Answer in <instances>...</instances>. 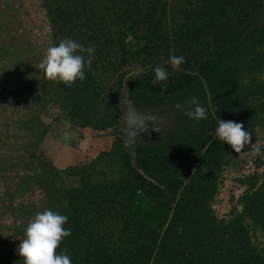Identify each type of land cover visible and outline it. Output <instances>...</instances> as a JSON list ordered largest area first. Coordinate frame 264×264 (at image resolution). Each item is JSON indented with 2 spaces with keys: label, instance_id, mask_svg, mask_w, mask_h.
<instances>
[{
  "label": "trees",
  "instance_id": "obj_1",
  "mask_svg": "<svg viewBox=\"0 0 264 264\" xmlns=\"http://www.w3.org/2000/svg\"><path fill=\"white\" fill-rule=\"evenodd\" d=\"M38 2L49 47L68 38L95 51L86 79L67 87L33 66L21 36L0 37V95L18 109L10 122L17 133L0 132V144L22 140L20 150L14 142L0 145V216L6 210L20 221L10 237L21 231L23 239L27 221L52 210L68 217L71 235L57 254L66 252L72 264H264L261 162L234 179L242 191L225 217L212 208L236 154L215 136L219 121L243 123L252 143L264 132V0ZM172 56L185 58L179 71L169 64ZM158 66L168 79L153 84ZM125 79L141 112L160 109L179 120L160 140H135L136 167L120 141ZM193 98L207 119L184 115ZM51 106L58 113L46 123L42 114ZM54 122H65L71 134L58 143L87 129L108 131L111 145L89 161L58 168L40 151ZM51 143L48 153L57 142ZM35 191L38 208L23 200ZM1 230L0 264H20L22 239L10 242Z\"/></svg>",
  "mask_w": 264,
  "mask_h": 264
},
{
  "label": "rangeland",
  "instance_id": "obj_2",
  "mask_svg": "<svg viewBox=\"0 0 264 264\" xmlns=\"http://www.w3.org/2000/svg\"><path fill=\"white\" fill-rule=\"evenodd\" d=\"M9 34L21 36L20 40L27 46L26 49H23L24 53L35 60L33 66L37 68L44 57L46 50L49 48L48 26L46 24L44 14L39 6L38 0H0V37L3 38ZM30 96L33 97V94H30ZM19 106L24 109L25 104L23 100L22 105ZM16 108L17 107L12 100L2 96V94L0 95V132H2V134L6 132L9 136L13 133H17L15 126L10 123L12 121L11 118H14L16 113H18V109ZM57 113L58 111L56 107L51 106L47 108L42 114L43 120L46 123H49L52 117H54ZM146 113H149L151 116H153L155 121L148 130L150 132L144 136L147 137L150 142H155L161 138L167 123H165L161 117L156 116L154 111H147ZM4 117L6 118L5 120H3ZM5 123L6 125H4ZM62 123L67 126L65 122ZM58 124V122H54L51 124V126ZM51 126L49 129L50 134L48 133L49 137L52 134ZM79 134L81 137L79 138L80 141L77 143V140L73 138L70 139L69 142L65 140L66 143L63 142L58 144V146H60L59 160L58 157H56L55 162H58L59 165L62 164L60 166L61 168H64L63 166L91 160L99 152L108 150L112 142V136L108 134V131L97 134L94 131L85 129L78 131V135ZM0 138H4V136L1 135ZM13 142V149L20 150L22 140H15V138L12 137L8 139L5 146L9 147L13 144ZM46 143L47 141L45 139L40 147L41 152L45 151L43 147H47ZM254 144L260 145L262 153L261 155L257 157H252L249 155L252 145H248L243 152L233 155L231 159V165L223 170L218 193L212 204V208L218 217H225L227 215L234 199L242 191V187L238 186V184L234 182L235 178L242 174L245 175L253 171L255 165L259 164V162H261V165L259 164L257 172L264 174V132H261L260 135H257V140L254 142ZM0 145L2 147V143ZM48 145H50L49 142ZM4 148L2 147V149ZM57 150L58 149L55 150V153ZM44 156L48 159L54 158L52 153L48 152H45ZM9 176L11 177L12 173H10ZM3 187L4 184L0 180V195L3 191ZM40 196V193L35 191L31 194V197H23V200L30 199V201L34 203V207L38 208L41 205ZM231 197L233 198L232 200H230ZM1 212L3 213L2 216H0V226L3 228L1 232L9 236L10 242L22 239L21 231L19 234H17V236L13 238L10 237L13 234L12 228L19 226L20 221L14 220L6 210ZM33 218H30L27 223H29ZM257 241L262 243V238L257 237Z\"/></svg>",
  "mask_w": 264,
  "mask_h": 264
},
{
  "label": "clouds",
  "instance_id": "obj_3",
  "mask_svg": "<svg viewBox=\"0 0 264 264\" xmlns=\"http://www.w3.org/2000/svg\"><path fill=\"white\" fill-rule=\"evenodd\" d=\"M94 51L92 47H85L75 40L65 38L46 50L38 68L45 79L70 87L77 80L83 82L86 79L85 68L91 67ZM83 53L88 54L87 60ZM185 62L183 56L169 58V64L175 71H179ZM154 76L153 84H161L168 79V72L158 66L154 70ZM189 105L193 107L184 112L189 120L207 119L206 109L196 98L191 99ZM175 107L182 109L184 106L177 104ZM215 136L237 154L243 152L248 145H252L249 151L252 157L262 154L260 145L252 143V134L244 130L243 123L220 120ZM67 222V216L52 210L37 213L28 223L24 238L19 243L17 254L21 258L20 264H72L71 257L66 252L57 254L62 240L71 235V230L64 228Z\"/></svg>",
  "mask_w": 264,
  "mask_h": 264
},
{
  "label": "water",
  "instance_id": "obj_4",
  "mask_svg": "<svg viewBox=\"0 0 264 264\" xmlns=\"http://www.w3.org/2000/svg\"><path fill=\"white\" fill-rule=\"evenodd\" d=\"M128 82V79L123 81L118 98L120 141L131 160L132 166L136 167L135 140L140 142L148 140L144 135L150 132L148 130L155 118L149 113L141 112L132 104L128 94Z\"/></svg>",
  "mask_w": 264,
  "mask_h": 264
},
{
  "label": "crops",
  "instance_id": "obj_5",
  "mask_svg": "<svg viewBox=\"0 0 264 264\" xmlns=\"http://www.w3.org/2000/svg\"><path fill=\"white\" fill-rule=\"evenodd\" d=\"M52 124V123H51ZM51 130H52V134H51V136L49 137V135H47V137H46V141H47V146H48V142H52L53 144H54V142H56L57 141V143L56 144H54L53 146V149L52 150H50V153H52V155L54 156V158H51L52 159V163L56 166V167H58V168H61L60 166L62 165H59V163L58 162H55V158L56 157H58V160H59V149H60V146H58V144H60V143H58L59 142V139H61V135H71L70 134V132H69V129H68V127L67 126H65L63 123H59L58 125H52L51 126ZM76 133H78V132H76ZM50 134V133H49ZM58 137V138H57ZM57 139V140H56ZM71 139V137H68V138H66V140L68 141V140H70ZM77 141H80L79 139H76ZM66 143L65 141H62L61 143ZM51 143V144H52ZM44 148V153L45 152H48L49 151V149L46 147H43ZM42 148V149H43ZM56 149H58L57 151H56V153H55V150ZM55 153V154H54ZM69 156V155H68ZM63 167H66V166H63Z\"/></svg>",
  "mask_w": 264,
  "mask_h": 264
},
{
  "label": "flooded vegetation",
  "instance_id": "obj_6",
  "mask_svg": "<svg viewBox=\"0 0 264 264\" xmlns=\"http://www.w3.org/2000/svg\"><path fill=\"white\" fill-rule=\"evenodd\" d=\"M147 111H150V112L154 111L156 116L161 117L165 121V123H167V126H166L165 130H167L168 128L172 127L175 123H178V121H179L178 118L175 117V115H172V114L165 115V112H163L160 109L146 110V112ZM145 141L146 142H150L149 140H145Z\"/></svg>",
  "mask_w": 264,
  "mask_h": 264
}]
</instances>
